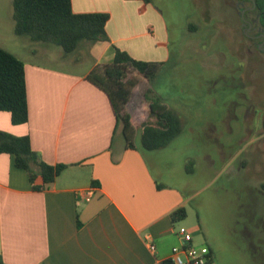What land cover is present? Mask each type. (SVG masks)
<instances>
[{
  "label": "crops",
  "instance_id": "crops-1",
  "mask_svg": "<svg viewBox=\"0 0 264 264\" xmlns=\"http://www.w3.org/2000/svg\"><path fill=\"white\" fill-rule=\"evenodd\" d=\"M152 1L70 0L74 14L108 15V42H98L92 65L76 72L62 68L61 56L44 60L49 55L44 43L16 35L12 0H7L0 48L24 64L28 121L13 125L9 113L0 112V131L28 136L32 150L46 164L67 168L44 190L33 191L28 174L14 165L13 156L0 154V258L5 264H161L180 245L185 224L173 222L171 214L184 209L185 220L198 215L196 183L201 187L204 176L209 182L233 166L238 179L237 173L248 169L255 181L247 183L249 190L264 196L262 107L251 90L252 71L243 77V71L238 74L235 69L217 78L223 93L210 98L208 91L207 97L218 117L186 126L176 112L180 133L151 151L141 147L140 127L152 121L145 110L146 87L139 92L135 86L125 106L130 123L126 133L108 97L86 79L94 67L113 60V48L134 60L162 61L168 25ZM183 4L189 10L188 22L196 17L206 23L199 22L201 30L209 27L212 15L222 23L235 18L230 0ZM234 32L231 35H237ZM19 50L34 60L22 59ZM74 63L69 62L70 68ZM201 234L197 229L192 240Z\"/></svg>",
  "mask_w": 264,
  "mask_h": 264
},
{
  "label": "rangeland",
  "instance_id": "rangeland-1",
  "mask_svg": "<svg viewBox=\"0 0 264 264\" xmlns=\"http://www.w3.org/2000/svg\"><path fill=\"white\" fill-rule=\"evenodd\" d=\"M152 2L162 11L168 29L162 37L164 56L162 61L155 63L159 70L151 83L152 89L137 71L127 72L129 79L137 81L139 92L144 91L145 87L151 90V98H159L168 107L171 106L186 126L218 117L217 111L209 105L207 92H212L210 98L223 93L220 89L221 80L216 79L230 75L235 69L238 74L243 71V77L252 71L254 89L251 90L256 97H264V54L248 47L250 43L241 32V10L249 5L247 1L230 0L232 11L235 12L233 23L230 20L222 23L219 16L212 15L206 25L209 27L204 30L198 24L206 23L199 18L187 21L185 14L189 10L183 0ZM7 3V0H0V23L4 22L2 18L7 12ZM189 23L192 25L190 28ZM233 32L237 35H231ZM45 45L49 55L44 60H55L61 56L62 68L74 69L76 72H84L92 65L99 47L98 42L81 41L73 52L64 53L56 45ZM18 56L24 60H34L26 50H19ZM73 61L75 63L70 68L69 62ZM59 62L61 59L55 64L60 66ZM253 99L256 103V99ZM150 119L156 121L153 115ZM232 167H227L209 182L207 175L204 176L201 187L196 183L200 195L195 204L199 209L198 215L191 214L186 220L178 222L185 223L183 233L191 236L200 229L201 236H194L192 244L199 253L211 249L214 264H264V196L249 190L248 184L253 185L255 181H252L248 169L237 173L236 179Z\"/></svg>",
  "mask_w": 264,
  "mask_h": 264
},
{
  "label": "trees",
  "instance_id": "trees-1",
  "mask_svg": "<svg viewBox=\"0 0 264 264\" xmlns=\"http://www.w3.org/2000/svg\"><path fill=\"white\" fill-rule=\"evenodd\" d=\"M239 0H237L238 2ZM258 14L259 26L264 30V0H251ZM253 5V4H251ZM14 31L32 42L52 44L64 53L73 52L81 41L108 42L105 13L74 14L70 0H12ZM137 71L150 85L158 73L155 63L138 61L127 53L113 48V60L97 65L87 75L88 82L101 90L109 99L116 119L123 123L124 131L130 127L129 116L124 112L137 81L129 79L127 72ZM151 90L145 93V110L155 122L141 125V147L157 150L166 146L181 131L178 114L159 98H151ZM0 112H7L13 125L28 121V105L24 64L12 54L0 48ZM0 154L13 156L14 165L26 171L33 191L44 190L66 168V165H48L32 150L28 136L16 137L0 131ZM184 209L171 214L173 222L183 220ZM211 252V251H210ZM0 264H5L0 258ZM161 264H173L166 260Z\"/></svg>",
  "mask_w": 264,
  "mask_h": 264
},
{
  "label": "flooded vegetation",
  "instance_id": "flooded-vegetation-1",
  "mask_svg": "<svg viewBox=\"0 0 264 264\" xmlns=\"http://www.w3.org/2000/svg\"><path fill=\"white\" fill-rule=\"evenodd\" d=\"M249 5L242 9L244 12V19H241V32L243 38L249 41L248 47H253L260 53L264 54V30L259 26L258 14L255 11L254 3L251 0H245ZM253 4V5H251ZM259 98V97H258ZM261 100L259 127L261 134L264 135V97Z\"/></svg>",
  "mask_w": 264,
  "mask_h": 264
},
{
  "label": "built area",
  "instance_id": "built-area-1",
  "mask_svg": "<svg viewBox=\"0 0 264 264\" xmlns=\"http://www.w3.org/2000/svg\"><path fill=\"white\" fill-rule=\"evenodd\" d=\"M90 197L91 193H86L85 200L88 201ZM148 247L151 252L155 251V246L151 242L148 243ZM171 254L170 261L173 264H214V256L209 249L205 253L197 252L192 244V236L183 232L180 235V245L173 247Z\"/></svg>",
  "mask_w": 264,
  "mask_h": 264
},
{
  "label": "water",
  "instance_id": "water-1",
  "mask_svg": "<svg viewBox=\"0 0 264 264\" xmlns=\"http://www.w3.org/2000/svg\"><path fill=\"white\" fill-rule=\"evenodd\" d=\"M244 12H245V11H242V12H241V19H244Z\"/></svg>",
  "mask_w": 264,
  "mask_h": 264
}]
</instances>
